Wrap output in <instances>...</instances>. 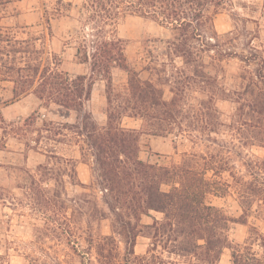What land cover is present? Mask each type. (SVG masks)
I'll list each match as a JSON object with an SVG mask.
<instances>
[{"label": "rangeland", "instance_id": "1", "mask_svg": "<svg viewBox=\"0 0 264 264\" xmlns=\"http://www.w3.org/2000/svg\"><path fill=\"white\" fill-rule=\"evenodd\" d=\"M238 1L245 6L237 3L221 11L214 25L225 39V49L241 57L207 58L216 94L202 92L200 78L190 79L182 118L187 133L163 136L143 132L139 151L141 159L165 165L188 157L202 162L213 158L233 187L226 197L208 195L206 201L236 218L241 207L234 188L246 185L251 167L260 166L264 171V0ZM53 3L13 0L0 4V23L20 41L36 38L41 55L66 60L61 67L71 75L86 73L88 77V65L77 63L74 44L68 43L76 21L51 15L48 24L45 19L44 8L51 9ZM118 34L124 40L129 64L143 70L149 50L157 55L165 49L169 30L151 19L128 15L121 20ZM153 64L160 65L159 61ZM182 65L180 59L168 64L172 80L175 66ZM127 79L126 71L113 70L116 90ZM34 80L29 81L30 114L8 120L0 111V264H125L126 244L103 191L93 184L94 157L82 127L83 117L89 114L99 125L106 122L107 81L94 79L91 99L81 109H72L42 98L39 80ZM172 84L160 85L166 87L167 96ZM6 85L21 87L18 82ZM2 93L0 105L12 98L11 92ZM204 104L209 106L205 110L213 121L207 130L202 127L200 111ZM122 122L126 127H141L140 119L125 116ZM188 131L197 135L195 140ZM153 218L161 220L163 214L151 211L142 216L141 223L151 224ZM252 226L264 233V220L252 216L248 225L233 222L230 238L244 243ZM148 232L143 229L137 238L135 254L140 264H232L229 248L218 263H211L198 259L201 256L178 255L177 242L166 235L155 247Z\"/></svg>", "mask_w": 264, "mask_h": 264}, {"label": "trees", "instance_id": "2", "mask_svg": "<svg viewBox=\"0 0 264 264\" xmlns=\"http://www.w3.org/2000/svg\"><path fill=\"white\" fill-rule=\"evenodd\" d=\"M11 1L0 0V4ZM54 2L51 9L45 6V19L48 24L51 15L76 21L77 28L68 43L74 44L77 63L88 65L90 80L86 73L71 75L61 67L66 60L41 55L36 38L20 41L1 23L0 79L21 83L20 88L13 87L15 97L29 93L32 89L29 81L38 79L42 98L72 109H81L91 99L94 79L107 81L106 122L99 125L89 114L83 117L82 127L94 157L93 184L103 191L104 201L115 216L118 232L126 244L125 264H140L135 246L145 228L155 247L165 235L176 241L180 256H201L198 259L218 263L229 248L232 264H264V233L257 226L251 227L244 243H234L229 235L233 222L248 225L252 216L264 220V171L260 166L258 170L256 166L249 169L250 179L244 187L234 188L241 207L240 217L236 218L206 201L208 195L226 197L233 187L213 158H204L202 162L188 157L165 165L139 156L143 132L163 136L187 133L182 118L192 84L190 79L200 78L202 92L216 94L207 58L215 61L241 56L225 49V39L215 29V17L237 3H246L238 0ZM128 15L151 19L169 30L165 49L157 55L149 50V61L143 70L129 64L124 40L118 34L121 20ZM177 59L183 65L175 66L171 75L175 80H172L167 67ZM157 61L160 65L153 64ZM115 68L128 75L126 84L119 90L113 85ZM145 71L150 75L144 76ZM172 81L167 96L166 87L160 85ZM205 107L209 106L204 104L200 111L202 127L207 130L213 121ZM125 116L140 119V129L124 126ZM191 125L195 129L193 122ZM188 134L193 140L197 137L189 131ZM193 155L197 157L196 153ZM151 211L162 213L163 218H153L151 224L141 223L142 216L150 215Z\"/></svg>", "mask_w": 264, "mask_h": 264}, {"label": "crops", "instance_id": "3", "mask_svg": "<svg viewBox=\"0 0 264 264\" xmlns=\"http://www.w3.org/2000/svg\"><path fill=\"white\" fill-rule=\"evenodd\" d=\"M6 82L12 81L0 79V96H2L3 91H8L11 92L12 98L7 102H3V104L0 105V111L2 115L8 120H15L24 116L26 113L30 114L33 110L32 103L30 101L32 93L15 97L13 87L8 88Z\"/></svg>", "mask_w": 264, "mask_h": 264}]
</instances>
